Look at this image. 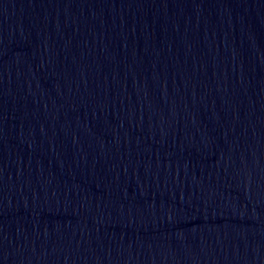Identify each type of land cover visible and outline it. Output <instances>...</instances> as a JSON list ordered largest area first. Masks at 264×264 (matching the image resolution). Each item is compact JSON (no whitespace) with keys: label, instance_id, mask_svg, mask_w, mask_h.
Here are the masks:
<instances>
[{"label":"water","instance_id":"water-1","mask_svg":"<svg viewBox=\"0 0 264 264\" xmlns=\"http://www.w3.org/2000/svg\"><path fill=\"white\" fill-rule=\"evenodd\" d=\"M0 264H264V0H0Z\"/></svg>","mask_w":264,"mask_h":264}]
</instances>
